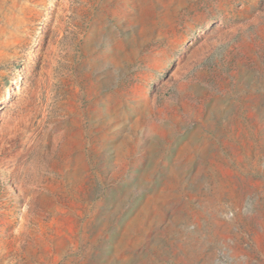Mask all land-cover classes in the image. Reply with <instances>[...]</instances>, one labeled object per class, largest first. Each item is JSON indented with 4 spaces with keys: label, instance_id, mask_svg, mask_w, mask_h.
<instances>
[{
    "label": "rangeland",
    "instance_id": "374dc122",
    "mask_svg": "<svg viewBox=\"0 0 264 264\" xmlns=\"http://www.w3.org/2000/svg\"><path fill=\"white\" fill-rule=\"evenodd\" d=\"M0 264H264V0H0Z\"/></svg>",
    "mask_w": 264,
    "mask_h": 264
}]
</instances>
